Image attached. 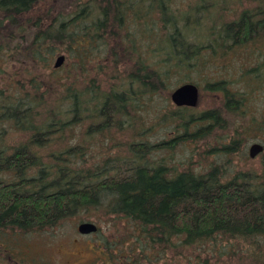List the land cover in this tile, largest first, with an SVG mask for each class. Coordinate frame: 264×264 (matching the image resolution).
<instances>
[{"label":"trees","instance_id":"1","mask_svg":"<svg viewBox=\"0 0 264 264\" xmlns=\"http://www.w3.org/2000/svg\"><path fill=\"white\" fill-rule=\"evenodd\" d=\"M257 43L264 50V0H0V252L92 210L125 221L131 231L118 242L103 240L102 257L91 264H153L168 252L204 248L202 261L196 255L186 264H264V154L259 174L237 172L229 180L218 165L178 171L155 155L213 140L207 153L231 156L264 133V114L258 120L247 110L251 96L264 92V51L254 53L259 62L238 79L207 84L206 91L223 95L222 105L198 115L170 106L158 118L181 134L140 139L126 144L124 155L85 166L97 136L134 131L140 122L142 138L139 113L157 94L169 103L173 74L241 46L256 50ZM61 55L81 76L100 58L124 68L109 75L111 82H63L55 77L62 68H52ZM6 64H31L50 76L13 80ZM241 83L250 90L231 89ZM81 122L85 139L64 144ZM2 124L26 139L6 144ZM115 147L122 146L109 150Z\"/></svg>","mask_w":264,"mask_h":264},{"label":"rangeland","instance_id":"2","mask_svg":"<svg viewBox=\"0 0 264 264\" xmlns=\"http://www.w3.org/2000/svg\"><path fill=\"white\" fill-rule=\"evenodd\" d=\"M256 46H258L259 50H255L251 45L241 46L228 53L225 59H218L214 62H211V60L209 61V57L203 58L204 60L202 63H200V60L192 61L193 66L189 67V71L180 69L178 73L170 77L168 90H174L184 83L194 84L200 92L198 104L193 108V111L190 112L193 115H198L205 110L218 107L223 103V95L206 91L207 84L220 80L234 81L238 79L239 76L241 77V75H244L248 70L254 69L259 62L257 56H260L262 51H264L263 49L260 50L261 43H257ZM254 53L257 54V56H255ZM260 61H262V59H260ZM101 64H107L108 70H105L101 76L95 78L98 74L97 68ZM114 67L115 66L109 65L103 58H100L99 61L89 65L87 68L88 72L82 75V77L80 73L69 70L70 66L65 58L64 64L61 67L62 70L57 69L59 71L56 73L55 77L57 79H62L63 82L76 79L78 82L82 83L92 78L96 79V82L97 79H102L103 82H111L109 75L115 71H117V74H120L124 65H117L116 68L113 69ZM2 68L6 69V72L10 74L13 80L34 77L36 81L45 82L50 76V70L44 71L33 67L31 64H6L2 66ZM243 84L241 83L238 86L235 85L234 88L231 87V89H238L241 93L248 92L250 89ZM165 99L163 95L157 94L151 101H145V111L139 113L142 117L140 119H143L141 129L145 131L142 138L138 136L140 132L139 122L136 124L134 131H125L121 133L114 130L110 133H106L104 136L102 135L103 137L97 136L92 139L90 141V150L93 158L89 159V157L85 156L87 159V164L85 166L92 167V165H102V162L109 154L124 155L126 144L128 143L138 142L140 139L149 143H156L162 140L170 141V139L174 138L176 135L181 134V130H179L178 133L174 131L175 124H161L163 121L158 119L170 109V106L172 108L175 107L170 103L171 101H169V104ZM247 108V110L252 111L253 117L259 120L261 118L260 114H264V92L259 90L257 94H253L247 103ZM157 121L159 124H156ZM86 126L87 124L85 122H81L74 126L71 134L66 136L64 144L68 146L80 144L85 139L82 133ZM196 126H200V124ZM1 127L5 129V143L8 145H17L26 139L24 134L9 128L6 124H2ZM193 129H195V127L191 126L190 131ZM86 141L88 140L86 139ZM263 142L264 133H261L256 138L247 140L241 147V151L231 156L207 153L210 148L217 145V142L213 140H207L205 142L200 141L196 144L190 142L176 144L172 150H163L155 155L159 159H163L168 167H175L178 171L186 169L187 166H191L195 171L204 172L211 166L218 165L220 169H224L225 180H229L237 172L251 171L256 174L261 172V159L264 151L256 158L250 159L248 157V150L252 144L259 143L262 145ZM113 145L122 147H115L109 150ZM5 177L8 178V180L13 179L8 175H5ZM85 215L86 213H83L80 216L70 218L61 226L47 232L19 237L18 241L10 242L11 246H9V249L0 252V264H21L19 261L20 259L24 260L23 264L97 263L102 257L100 249L103 240L118 242L127 237V234L131 231L125 221L105 216L102 212L90 210L89 214ZM83 222L95 224L99 229V233L87 236L80 235L77 232V227ZM240 245L242 248L247 247V245ZM222 246L229 249L232 245L225 246V242H222ZM234 249H236L235 246ZM208 251V248L189 249L179 252V255L168 252L163 260L154 258L153 264H186L187 260L194 262V256L196 255H198L202 261L205 255L207 253L209 254ZM223 260L225 261L226 258Z\"/></svg>","mask_w":264,"mask_h":264},{"label":"water","instance_id":"3","mask_svg":"<svg viewBox=\"0 0 264 264\" xmlns=\"http://www.w3.org/2000/svg\"><path fill=\"white\" fill-rule=\"evenodd\" d=\"M65 61L64 56H59L55 59L53 63V69H60ZM199 100L198 88L191 83L183 84L177 87L170 95L171 103L177 108H195ZM264 148L259 143H254L249 147L248 157L250 159L256 158L258 155L263 153ZM77 232L80 235L87 236L97 232V227L95 224L90 222H83L78 225Z\"/></svg>","mask_w":264,"mask_h":264}]
</instances>
